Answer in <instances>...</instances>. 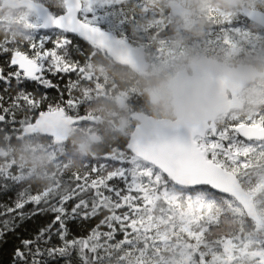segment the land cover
I'll return each instance as SVG.
<instances>
[{
	"label": "snow or ice",
	"instance_id": "obj_1",
	"mask_svg": "<svg viewBox=\"0 0 264 264\" xmlns=\"http://www.w3.org/2000/svg\"><path fill=\"white\" fill-rule=\"evenodd\" d=\"M126 2L64 0L57 12L38 9L25 42L0 40V126L17 131L87 119L83 100L73 93L88 78L94 55L117 43L112 29L125 25ZM249 24L259 30L256 39H264V0L214 25L207 42L250 40ZM68 74L76 79L67 83L65 99V90L50 76ZM49 90L57 95L49 97ZM257 150L264 154V113L254 120L226 116L221 122L153 128L104 153L116 166L99 163L62 173L54 187L34 185V190L15 166L0 169V264H101L97 242L131 245L139 230L136 213L166 200L169 188L187 193L194 203L208 194L232 195L226 190L235 177L230 166ZM260 249L264 264V241Z\"/></svg>",
	"mask_w": 264,
	"mask_h": 264
},
{
	"label": "trees",
	"instance_id": "obj_2",
	"mask_svg": "<svg viewBox=\"0 0 264 264\" xmlns=\"http://www.w3.org/2000/svg\"><path fill=\"white\" fill-rule=\"evenodd\" d=\"M211 13L213 21L221 20L216 17L217 13L214 10ZM18 23L2 27L0 40L8 39L16 43L28 40L30 28L27 30L21 21ZM40 34L37 33V36ZM240 47L246 50L251 48V43L245 41L244 46L240 43ZM87 48L85 45V50ZM109 58L105 52L99 50L88 65H103L106 61L110 62ZM113 65L114 71L110 72V77H113L114 83L112 82V86L107 83L108 90L104 89L109 100L97 94L99 90L93 83L95 77L78 82L73 95L83 100L82 111L87 114V119L74 128L66 144L55 145L49 137L38 133L18 137L23 126L17 131L6 130L0 126V148L5 151L4 156L0 157V169L15 166V171L21 174L27 183L33 184L35 190L34 185L41 188L54 187L61 179L62 173L66 175L80 167L89 170L99 163L116 166V162L105 161L102 157L105 152L114 150L128 141L129 133L125 130L122 132L121 128L116 130L114 116L106 118L112 111L118 113L122 111L113 98L119 92L128 91L131 96L126 102L129 113L132 111L149 113L146 107L149 103L146 101V94L144 99L137 95V90L130 88L131 80L138 76L121 64ZM90 75L92 76L91 68L87 66V76ZM50 78L59 84L60 89L65 90L67 99L66 85L70 79H76L75 74ZM47 95L55 97L57 90H49ZM100 100H108L107 113L99 111L100 105H104ZM157 116L162 118L158 114ZM90 119L100 120L96 131L101 135V142L90 143L88 152H80L72 139L76 137L78 127L87 124ZM80 137L86 139V134L82 132ZM98 156L101 159H92ZM86 158L89 159L85 160ZM244 158L246 161L251 159L249 155ZM262 168L264 169L263 166ZM253 170L256 172L251 175L253 178L249 180L250 185L248 186V182V187L243 185L247 189L259 182V178L264 175V171H257V168ZM27 186L26 184L25 187ZM187 196V193H181L179 189L169 188L166 200L161 197V202L137 212L135 222L139 230L131 237L133 241L131 245H122L119 240L98 241L99 255L103 256L101 264H259L264 226L259 227L248 220L231 197L208 194L194 203L189 201ZM258 197L261 201L256 207L260 215L264 216V195L256 196Z\"/></svg>",
	"mask_w": 264,
	"mask_h": 264
},
{
	"label": "clouds",
	"instance_id": "obj_3",
	"mask_svg": "<svg viewBox=\"0 0 264 264\" xmlns=\"http://www.w3.org/2000/svg\"><path fill=\"white\" fill-rule=\"evenodd\" d=\"M21 0H0V19L12 20L19 15ZM192 9L203 13L209 6L232 12L255 6L257 0H185ZM191 28V22L187 25ZM199 34L198 29H194ZM227 75L241 82H255L243 90L247 107L254 111L264 103V53L247 51L225 56L208 53L195 46L186 47L166 64L149 68L143 79L144 91L154 111L171 125L192 126L222 111V96L214 75ZM77 150L88 152L90 143L74 141Z\"/></svg>",
	"mask_w": 264,
	"mask_h": 264
},
{
	"label": "flooded vegetation",
	"instance_id": "obj_4",
	"mask_svg": "<svg viewBox=\"0 0 264 264\" xmlns=\"http://www.w3.org/2000/svg\"><path fill=\"white\" fill-rule=\"evenodd\" d=\"M31 1L44 4L52 12L59 11V8L62 6V2L60 0L58 1L57 4H54L50 2L49 0H31ZM170 1H174V0H127L126 4L124 5L125 10L127 12V17H128L125 25L122 27H114L112 29L113 35L117 39L123 40L128 45L138 48L143 52L144 58L148 63V68L146 69V71L149 68L153 67V62L151 61L150 57L155 56L156 52L162 51V53H164V51H167L169 53L168 56L174 58L175 55L182 54L184 49L189 46H195L196 48L205 50L208 53L220 54V55H225V56H231L233 54H243L244 52H247V51L264 53V39H256V36L259 35V30L257 29L255 25H252V24H249L247 28L245 29L246 31L250 30L253 33V37L250 40L243 39L239 41H232L228 45H224V44L216 45V44L208 43L207 42L208 40H205L206 38L205 35H207L208 30L212 31L214 25H216L217 23H223L226 21L222 13L221 15L216 14V17L217 16L218 18L221 17V20L213 21L212 20L213 16L211 15V12H208V13L206 12L205 14H202L199 12L197 14L195 12L199 18L198 21L204 22V30L196 27V29L199 30V35L205 36V37H202V39L199 37L194 38L193 36H186L185 32L181 30L175 31V28L180 29L174 26L176 22L181 21L185 17L180 19L179 17L173 16V14L170 12L168 8V3ZM176 1H179V0H176ZM210 8L212 7L209 6L207 10H209ZM25 11H26L25 7L19 8V13L20 12L24 13ZM233 13H236L239 16V14L242 13V11L235 10L233 11ZM188 14H189V9L186 8V16ZM194 17L195 16H193V19ZM117 19H119V17ZM207 20L209 23H211V26H209V23L207 24L206 22ZM5 24H6L5 20H2L0 22V33H2L1 28L4 27ZM14 24H19V23L16 21L14 22ZM207 25L209 27H207ZM23 26H24V23H23ZM239 26H243V20L241 21V24ZM171 34H178L179 36L182 37L181 38L182 41L179 40L178 37L168 38V36H170ZM179 41L181 43H179ZM245 41L251 43V48H248L245 50L243 47V50H242L240 47V43L242 44V46H244ZM109 60L110 62L106 61L105 62L106 64H103V65L102 64H97L95 66L88 65L91 68L92 76H95L96 74L104 75V73L107 76H110L111 75L110 72H112V70L114 71L113 63L116 64V62L111 57L109 58ZM130 71L133 72L132 70ZM145 72L142 74H139L137 72H133V73H135L138 77L144 78ZM224 81H226V79ZM93 83L94 85L97 84L95 78L93 80ZM254 85L257 88L261 87L260 85H256L255 82L248 83L244 85L242 89L240 90V92L236 95V98L238 101L236 102L242 103V108L236 107V108L230 109L227 112L221 113L214 119V121L221 122L226 116L230 118L231 115L234 113H236L235 114L236 118L238 117L241 120H245V117H244L245 110L244 109L247 107V104L243 97V90L247 87H252ZM221 90H223L224 93L226 94L227 100H230L232 98L230 85L224 84L221 87ZM149 104L151 103L149 102ZM254 112H255L254 118H256L258 113H264V103L258 105L255 108ZM251 154H254L252 157L257 156L255 165L261 168L262 166L264 167V154H262L258 150ZM249 157L251 158V156ZM243 160L244 158L241 159L239 163L232 164L230 166L231 169L234 170V173L238 174L237 171L243 168ZM241 163H242V166H241Z\"/></svg>",
	"mask_w": 264,
	"mask_h": 264
},
{
	"label": "water",
	"instance_id": "obj_5",
	"mask_svg": "<svg viewBox=\"0 0 264 264\" xmlns=\"http://www.w3.org/2000/svg\"><path fill=\"white\" fill-rule=\"evenodd\" d=\"M62 1L64 2V0ZM22 6L26 7L30 12H32L35 15L37 14V11L39 8H46L44 5L35 3L31 0H21L19 8ZM168 6L174 15L180 16V17H183L185 15V8L180 3L176 1H172L168 4ZM247 9H250V8H246L241 11L244 12ZM114 40L117 43L113 47L111 48L103 47L102 49L106 50L118 62L130 66L134 70L143 72L144 69L146 68V63L143 60L141 52L134 48H131L129 45H127L126 42L118 40L115 37H114ZM212 78L218 88L219 94L222 96V111L219 114L227 112L232 108H236V107L242 108V104L240 102L237 103L238 101H237L236 95L240 92V90L242 89L244 85L250 82L242 84L241 82L230 79L227 75H219V74L214 75ZM225 79L226 81H224ZM224 84L230 85V90H231V95H232V98L230 100H227L226 94L224 93L223 90H221V87ZM117 103H118L119 108H123L124 100L122 98H118ZM130 117L133 120L137 121L138 124L133 129L130 135L129 141L132 138L136 137L138 134L148 132L151 129L156 128V127H161V128H166V129H175L178 127L187 126V125H182V124L173 126L165 119H155L141 112H133L130 115ZM216 117L217 116H214L212 118H206L202 120L201 122L214 121ZM75 123L77 122H72L71 118H69V119H65L61 121L55 127L31 124L27 126V129L23 127L22 134L29 135V134H32L36 130L40 134H43V135L49 136V134H52V136L56 138L55 144H63L68 141L69 135L72 131L71 126ZM89 138L94 143H97L100 140V138L97 135H90ZM2 154H3V151L0 149V156ZM226 190L232 193V195H228V196H231L232 198H234L235 201L241 206L247 219L252 220L259 226L264 225V221L259 217L257 213L253 199L250 198L249 195L240 186L236 176L226 186Z\"/></svg>",
	"mask_w": 264,
	"mask_h": 264
},
{
	"label": "rangeland",
	"instance_id": "obj_6",
	"mask_svg": "<svg viewBox=\"0 0 264 264\" xmlns=\"http://www.w3.org/2000/svg\"><path fill=\"white\" fill-rule=\"evenodd\" d=\"M49 1L54 3V4L58 3V0H49ZM179 1L182 2V3L185 2V0H179ZM213 10L217 14L221 15V13H222L224 15V18H225L226 21H230V20L238 17V15L236 13H233V11L228 13V12H224L223 10H219L217 8H214V7L210 8L207 11V13L208 12H212ZM196 13L198 14V12H196ZM196 13L194 12V10H189V14L184 19H182L181 21L176 22V24L174 26H176V27H178L180 29H176L175 28V31L176 30L184 31L186 36H193L194 38H198L199 37V38L202 39V37L206 36L205 40H208V34H209V32L211 30L207 29L208 32H207V35H205V36H200L199 34H196V32L194 31V29H196V27L204 30V22L203 21H198L199 18H198V15H196ZM193 16H195L194 19H193ZM219 18L221 19V17H219ZM16 21L17 22L21 21L22 22V26H23V23H24L23 27L28 30L30 28V25H32L35 22V18L33 19L32 17H29L28 14L20 12L19 15H16L14 19L6 20V24L5 25H9V24H13L14 25V22H16ZM190 22L192 24L191 28L187 27V25ZM206 22H207V24L209 23L208 20ZM209 26H211V23H209ZM209 26L207 25V27H209ZM177 37L179 38V40H181V38H182L178 34H171L170 36H168V38H177ZM239 40L240 39H233L232 41H239ZM179 43H181V42L179 41ZM149 54H151V53H149ZM168 54L169 53L167 51H164V53H162V51H158V52H156L155 56L150 57L151 61L153 62V67L157 66V65H161V64H166L169 61H171L173 59V57H169ZM171 55H172V53H171ZM87 77L88 78L95 77V80H96V83H97L96 84L97 85V89L99 90V92L97 94H100V95H103V96H105L104 89L106 88L108 90V88L106 87V84L107 83H111V86L113 85L112 84V82L114 80L113 77L107 76L105 73H104V75H97L96 74L95 76H91L90 75V76H87ZM143 79L144 78H142V77H136V78L132 79L131 83H130V88L134 89V91L137 90V95L142 97V98H144L145 94H146L145 91H144ZM89 91H91V90L89 89ZM146 96H147V94H146ZM115 97L116 98L117 97H123L126 102L131 98V96H130L128 91L119 92V94L116 95ZM105 98L108 99L109 97L105 96ZM108 100H104V101L100 100V102H102L104 104V105H100V107H99V111L100 112L101 111L103 113H107L108 112V110H107L108 109ZM146 101L149 103V100H148L147 97H146ZM146 107H148L147 111L149 113L157 115V113L154 111V109H153L151 104L146 105ZM254 113H255L254 111H245V113H244L245 120H249V119L254 120L255 119L254 118ZM129 114L130 113L127 110V107H125L119 113L116 112V111H112L110 114L106 115V118H111L112 116H114L113 122L116 125V130L117 129L120 130V128H121L122 132H124L123 130H125L126 132H128L130 134V132L133 129V126H134L135 122L132 119H130ZM235 114L236 113L232 114L230 118H236ZM99 122H100V120H96V119L95 120H91L90 119V121L87 124L79 126L77 132H75L77 135H76V137H74L72 139V141L74 142L77 139H82L80 137L82 132H84L86 134V139H84V140L89 141L87 139L88 135L91 134V133H97L96 130L98 129V125H100ZM118 133H121V132H118ZM253 155L254 154H250L249 155V156H251L250 160H248V161H244L243 160V168L247 169L246 171H248L250 168H257V171L263 172L264 171L263 168L255 165V161H256V157L257 156L252 157ZM241 166H242V163H241ZM251 172L255 173L256 171L252 170ZM247 173H245V174L247 175ZM252 178H253V176H251V175L247 177L246 181L248 182V186L250 185L249 184V180H251ZM263 187H264V175L261 178H259V182L257 181L255 183V185H253V186L251 185L250 189H247L249 191V194L254 198L256 203L261 201L260 197L256 198V196H258L260 194L264 195Z\"/></svg>",
	"mask_w": 264,
	"mask_h": 264
}]
</instances>
